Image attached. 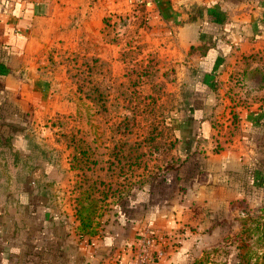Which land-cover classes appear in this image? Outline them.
<instances>
[{
  "label": "crops",
  "instance_id": "obj_1",
  "mask_svg": "<svg viewBox=\"0 0 264 264\" xmlns=\"http://www.w3.org/2000/svg\"><path fill=\"white\" fill-rule=\"evenodd\" d=\"M125 2L0 0V105L6 108L0 110V264H135L146 227L155 238L152 255L156 261L149 264H189L238 229L233 212L236 203L256 206V191L264 189V83L248 76L252 66L244 56L255 53L253 66L260 69L264 0L148 2V16L173 25L184 18L177 5L203 2L209 14L177 25L174 33L192 31L189 47L216 39L206 55L199 50L192 55L198 57L192 64L194 83L204 93L197 90L191 95L187 114L182 116L186 126L176 131L177 150L182 160L188 158L192 169L184 189L173 182L163 200L153 195L151 200L129 203L125 213L105 214L107 222L98 235L80 237L73 206L69 209L65 203L67 197L47 190L51 180L39 177L37 170L34 177L18 173L21 163L13 156L20 154L21 141H28L27 130L9 126L20 122L24 105L37 104L46 94V82L35 74L43 70L46 49L58 34L66 41L95 39L103 13ZM236 70L245 71V87L260 94L246 97L247 105L238 108L233 135L225 136L224 148L215 151L216 103L219 95V101L228 103L225 93L232 87L231 75ZM212 85L216 90L211 91ZM191 103L198 105L191 107ZM47 164L51 171L52 162H44L45 172ZM38 180L44 181L39 190L31 186ZM256 184L261 185L258 190Z\"/></svg>",
  "mask_w": 264,
  "mask_h": 264
},
{
  "label": "rangeland",
  "instance_id": "obj_2",
  "mask_svg": "<svg viewBox=\"0 0 264 264\" xmlns=\"http://www.w3.org/2000/svg\"><path fill=\"white\" fill-rule=\"evenodd\" d=\"M148 2L155 0L113 5L103 13L95 39L66 41L58 34L44 53L43 70L35 71L47 84L46 94L37 104L24 105L20 122L9 126L27 130L28 141H21L20 154L13 156L21 163L18 173L34 177L37 170L39 177L47 176L51 180L47 190L67 197L65 203L69 209L73 206L74 212L83 191L108 214L109 209L121 207L131 190L135 201L145 202L153 195L163 200L173 189V182L145 184L147 191L152 189L145 195L137 187L139 182L161 179L163 174L169 182L175 178L176 174L168 175V169L177 164L178 157L182 159L176 131L180 125L186 126L182 116L196 90L192 64L198 57L192 56L195 51L188 45L193 32L174 33V29L201 19L205 4L175 3L184 18L173 25L148 16ZM262 56L257 67L264 76ZM244 60L251 63L249 71L256 68L255 53ZM245 76L242 70L232 73V87L225 93L227 104L218 96V113L212 120L215 151L223 149V141L233 135L238 108L247 105L246 97L260 94L245 87ZM44 162H52L51 171L48 164L44 171ZM43 185L44 181L38 180L31 186L39 190ZM256 196L259 202L253 209H244L240 202L234 205L238 229L229 232L222 244L204 249L189 264H264V189Z\"/></svg>",
  "mask_w": 264,
  "mask_h": 264
},
{
  "label": "trees",
  "instance_id": "obj_3",
  "mask_svg": "<svg viewBox=\"0 0 264 264\" xmlns=\"http://www.w3.org/2000/svg\"><path fill=\"white\" fill-rule=\"evenodd\" d=\"M209 9L206 8V6L203 8V13H208L209 14ZM203 17V16H202ZM217 25V24H216ZM218 27V26H217ZM218 30H220V28L218 27ZM216 36V35H215ZM216 45V39L215 41H205L202 44H200L199 46L195 47V46H191L190 47V51H195V50H199L201 52V55H206V52L208 51L209 48L214 47ZM250 78L253 79H257L258 82H263L264 81V76L261 74L260 69H253L250 70L248 73ZM262 75V76H261ZM211 89V91L216 90L215 86H210L209 87ZM199 90V93H204V91L202 92L199 88L196 87V90H193V94L195 95V91ZM207 91V90H205ZM197 93V94H199ZM198 104H194L191 103V107L195 106ZM6 108L1 107L0 105V110L3 112L5 111ZM189 109V106H188ZM188 158L185 157L183 160L180 159V157H178V162L177 164L173 165L171 169L170 173H168V175H175L174 180H170L169 182V178L163 174L162 178L159 179L158 177H153V178H149L148 180H144L143 182H139L137 190H141L144 193H151L152 189L150 190H146L145 188V184L147 185H152V186H159V185H163V183H172V182H177L179 185H183L185 183V181L191 177V167L190 165L187 163ZM185 171L186 175H183L181 172ZM173 178V177H172ZM260 184H263V182H260ZM259 186L256 184V190H258ZM185 187H180V189H184ZM146 190V191H145ZM133 190L130 191V196L126 199H124L119 205L121 206L120 208L114 209V210H110L109 209V213H111L113 216L117 215L119 211H124L127 212L128 211V204L135 202L136 200V194L134 196ZM258 192V191H257ZM81 196H78V198L76 199V206H75V212H74V216L76 218V220L78 221V226H77V231L80 235V237H84V236H94V235H98L100 233L99 229L101 228V226L103 227L104 222H107V219H105V210H101L100 206L98 205V201L92 199L90 196H88V194L83 191L81 194ZM138 197V196H137ZM256 202L257 201V197H256ZM241 204H243V208L250 210L253 209V207H251L249 204V202H242ZM264 206V205H263ZM261 206V207H263ZM99 219L102 221L103 224L100 223ZM241 241V240H240ZM239 243H243V242H239ZM239 246H237L238 249H240V244H238ZM243 246H245L246 248H248L249 245L244 244ZM241 245V247H243ZM262 256L261 258H264V252H262ZM240 254L238 252L237 257H239Z\"/></svg>",
  "mask_w": 264,
  "mask_h": 264
},
{
  "label": "built area",
  "instance_id": "obj_4",
  "mask_svg": "<svg viewBox=\"0 0 264 264\" xmlns=\"http://www.w3.org/2000/svg\"><path fill=\"white\" fill-rule=\"evenodd\" d=\"M155 242V238L150 231V228L145 229L143 236L141 237V249L139 255L136 258L135 264H149L152 263L156 256L152 254V246ZM158 256L162 255L161 252L157 253Z\"/></svg>",
  "mask_w": 264,
  "mask_h": 264
}]
</instances>
